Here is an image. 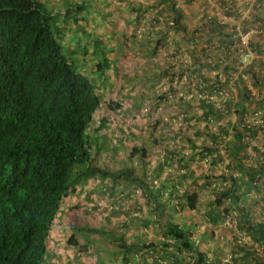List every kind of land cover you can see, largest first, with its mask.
Here are the masks:
<instances>
[{
	"label": "trees",
	"instance_id": "obj_1",
	"mask_svg": "<svg viewBox=\"0 0 264 264\" xmlns=\"http://www.w3.org/2000/svg\"><path fill=\"white\" fill-rule=\"evenodd\" d=\"M238 1L0 0V264H64L50 248L49 233L66 210L65 200L89 184L84 199H76L85 206L96 196L92 217L75 220L65 247L95 257L96 264H264V218L255 220L264 212L255 214L247 205L256 204L252 196L264 182V151L249 145L257 132L264 133V59L240 70L242 59L235 53L237 27L243 32L255 27L249 49L264 55V0H252L247 11ZM124 13L128 19H118ZM118 25L123 31L114 30ZM140 28L143 35L137 36ZM168 45L176 60L168 57L160 70L139 67L130 74L115 64L143 59L140 63L150 65ZM108 69L112 76L122 69L113 86ZM164 79L169 87L153 95V107L173 92L183 122H195V135L207 142L190 145L186 156L184 145L162 146L163 163L147 167L160 140L147 132L152 146L144 145L136 120L150 114V105L129 94L135 83L153 89ZM175 81L178 90L171 87ZM114 88L118 97L110 92ZM192 92L199 93L198 114H190ZM257 111L263 118L259 126L246 121ZM229 115L235 121L222 124ZM202 122L205 127L196 125ZM216 124L227 139L206 131ZM113 132L119 134L115 145L108 137ZM176 138L191 143L188 136ZM131 141L136 144L129 146ZM221 145L229 161L213 175L222 164ZM249 148L259 160L254 167L244 163ZM102 154L113 164H99ZM192 155L210 164L207 174L191 168ZM215 181L203 222L215 226L232 217L249 242L235 239L228 259L192 231L193 214L201 208L197 189ZM101 199L110 210L98 219L94 211ZM120 215L127 220L118 223ZM111 216L116 217L108 227ZM132 222L153 228V236L149 229L136 234L129 229ZM206 236V229L199 234Z\"/></svg>",
	"mask_w": 264,
	"mask_h": 264
},
{
	"label": "rangeland",
	"instance_id": "obj_2",
	"mask_svg": "<svg viewBox=\"0 0 264 264\" xmlns=\"http://www.w3.org/2000/svg\"><path fill=\"white\" fill-rule=\"evenodd\" d=\"M246 1H247V3H246ZM246 1L245 0H239L237 2V6L238 7L241 6L242 9L247 11L250 8L252 0L251 1L246 0ZM243 5H247V6H243ZM192 9H194V8H192ZM241 17H244V14H242ZM118 19L127 20L128 17L124 13L123 15L118 16ZM134 28H135V26L131 25L127 29V31H128L127 33L129 35H131ZM123 29L124 28L122 25H118V26H116V28L114 30L123 31ZM136 31H137V36L143 35L144 30L142 28H140V30H136ZM173 53H174V50L172 49V46L168 45L166 48H164L163 52H161V54H160V56H158V58H154L152 60V64H150V65L145 64V63H140L141 60H143V59H137V60L132 59L130 61L124 60L123 62H121V64H125L123 66L121 64L119 65L118 61L115 64L118 65L117 67L121 66L125 71H127L129 69L130 74H132L131 69H134V73H135V70L139 67H141L143 69V71L147 70V73H148L149 71H156L160 67L166 66L165 64H167V63H165V59H167L168 57H170L169 60L174 62V60H176V58L173 56ZM171 57H174V58H171ZM129 63H132V64H129ZM176 63H179V61L177 60ZM160 69H162V68H160ZM121 70L122 69L117 70L115 72V74H113V76H112V74H110V70L108 71L109 82L112 86H113V83L116 84V81H117L116 77H118V75L122 74ZM184 81H185V79H182V82H184ZM168 83H169L168 80H165V79L160 80V81H158V83L156 85L154 83L153 89H151V88L141 89L140 87H138L137 83H135L136 87L129 94L130 96H133L136 100L140 96L145 97V99H146L145 103L150 105V109H151L149 111L150 114H148L147 116H143V118H141V119L136 120V127H141V128H136V129L139 131L141 130V132H143V134L146 135V138H145L146 142L144 145L145 146L148 145L149 147L152 146L151 142H150V136H149L150 133L147 135V132H153V135L155 134L157 139L160 140V144L156 143V145H154V147L152 146L151 152L148 155L149 162H147V165H148L147 167L153 166V165L158 164L160 162L163 163V159L165 156L164 157L162 156V154H163V152L161 151L162 146L168 145L167 147H171V145H175L176 143L184 145L186 147V149L184 150V155L186 156V155L192 154V152H191L192 149L190 148V145H192L193 147H195V145H197V147H198V145L202 141L205 143L207 142V138H204V139L197 138V136L194 133V130L191 128V124L193 121L187 120V121L183 122V116H182L183 113L181 112V109L177 107L176 98L171 96V94L173 92H171L167 96V101L164 102V104H160L159 107H156V106L153 107V104L151 101V99L153 98V95L159 93L160 92L159 90L161 87H169ZM122 86H120V87H122ZM128 86L130 87L131 84L128 83ZM171 87L173 89H176V90H178L180 88L178 85V82L174 83ZM125 89L127 91H129L127 86L125 87ZM110 92H111L113 97H118L117 88L110 89ZM180 93H182V92L181 91L176 92V94H177L176 97H178L180 95ZM185 93H188V92H185ZM192 93H195V94L193 96V100H192V103L190 105L193 108L191 110L190 114H193V113L198 114V113H200L199 112L200 110L197 107L198 106V100H199V93L198 92L197 93L192 92ZM188 99H190V98H188ZM190 114H189V116H190ZM259 114L261 115V113H259ZM225 120H227L228 122H225ZM233 121H235L234 116L229 115V116H227L226 119H224L222 124L223 123H226V124L231 123L232 124ZM130 122H132V121H130ZM130 122H126L127 123V127H126L127 130H130V128L132 127V124ZM193 123H195V122H193ZM123 125H124V122L121 123L122 127H123ZM196 125L200 128L205 127V124L203 122L200 124H196ZM152 128H155V130H153ZM228 129H230V127ZM206 131H212V133H214V135H220V132L217 131V124L208 126V129H206ZM206 134H207V132H206ZM256 134L258 137H256V140L253 139L254 141L251 142V144L254 147H256V150L258 149V151L262 152V151H264V133L262 131V132H257ZM118 135L119 134H117V132H113V133H110V135H108L111 145L116 144L115 141H116V138ZM165 135L167 136V139L164 138ZM176 136H182V137L188 136L191 139V141H190L191 143H189L188 146H186L184 144V142H187V141H185L183 138H181L182 140L178 139V138H176V140H175ZM220 136L227 139V136H224V135H220ZM133 143L136 144V142L131 141V144L129 143L130 144L129 146H132ZM129 146H126L127 149L129 148ZM154 148H155V150H154ZM222 149H223V147L221 145V147L219 148V155H221V157H222V160H221L222 164L219 166L220 169L217 170V172L213 173V175H217L218 172L221 171V169L225 170L226 164L229 161V159L223 155ZM246 153H247V159L244 161V163L247 166H253L254 167L256 165V163L259 162V160H257V158H258L257 154L253 150H251L250 148L246 149ZM100 159L98 160L99 164H101L102 162L103 163L107 162L109 165L113 164L111 162V160L107 159L103 154L101 155ZM192 159H193V162H192L191 166H192L193 170H196V174H198L200 172H204L206 174L208 173V168L210 167V164L208 166V162H206L204 160H198L193 155H192ZM127 165H128L127 168L131 167L130 164H127ZM113 167L116 169V166H113ZM139 170L140 169L137 167L136 171H139ZM196 174H195V176H196ZM211 174L212 173H210V175ZM217 184H218V181H217ZM215 185H216V181L211 186L200 187L197 189L199 197H200L199 204H200L201 208H199L193 214L194 215L193 222L195 223L196 226L192 231H193L197 241L206 242L208 247H211V248H214L217 246L220 250H222V252H223L222 256L225 257L228 255V252H230V248L234 244L235 239H237L238 243H241V245L248 244L249 242H248V239L246 236H243V234L239 233V231L237 230L236 224H234L235 222L233 223V221H232V219H233L232 217L230 219L231 222H229V220L226 219L224 222H222V223L220 222L218 225H215V226H212V225H209L208 223L206 224L203 222V215H204V211H205L203 207L213 197L212 189L214 188ZM92 186L93 185H91V184L86 185L84 189L78 190V195L69 196V198H67L65 200L66 210L64 212H62V214H60L58 217H56V220L52 226V230L49 233L50 248L54 249L56 257H58L59 259H61V258L64 259L63 260L64 264L87 263V261H89V260L90 261L88 264H96V258L95 257H90V256H86L83 254L78 255L75 250H71L70 248L65 247L66 238H67L68 234L71 233L70 229H73L75 227V223H76L75 220H82L84 222H88L89 219L92 217V214L90 213V211L94 207L93 201L96 200V198H95L96 196H93L91 201H86L85 206H82V205L77 206V199H76V197H80V199L83 200L85 197V192L87 190H89ZM192 187H195V186L192 185ZM164 189H167V188H165V186H164L163 190ZM114 193L118 194V192H114ZM252 197H255L256 204L253 205V202H248L247 205H250L249 209L251 207L252 208L251 210H253V213H255V214H256V212H258L259 209H261L264 212V198L262 201L258 200V199H262V197H264V182H263V184L261 182V189H260L259 194L254 195ZM123 203H125V202H123ZM96 208H97V210L94 211V214L96 217H98V219L100 217H106L107 211L110 210V208L108 209V207H107V203L103 199L97 201ZM105 209H106V211H105ZM132 216L139 217L136 214V212H135V214H132ZM179 216H180V213H179ZM115 217L116 216L110 217V220H109L110 224L108 225V227L111 225L112 219H114ZM263 217H264V215L259 216L257 214L255 220L259 221ZM177 218H178V215L175 216V220ZM126 220H127L126 216L120 215V218H118V223L126 221ZM115 221H116V219H115ZM128 226H129V229H131V228H132V230L134 229L135 233L138 235L147 234V231L149 229L148 235L153 236L152 235V232H154L153 228L146 229V228L142 227L141 225H138L136 227L133 222L130 225L128 224ZM205 229L207 231V236L205 238H199V234ZM134 237L135 236H133V238ZM92 243H93V241H91V245H92ZM214 245H216V246H214ZM228 258H229V255L226 257V259H228Z\"/></svg>",
	"mask_w": 264,
	"mask_h": 264
},
{
	"label": "built area",
	"instance_id": "obj_3",
	"mask_svg": "<svg viewBox=\"0 0 264 264\" xmlns=\"http://www.w3.org/2000/svg\"><path fill=\"white\" fill-rule=\"evenodd\" d=\"M235 31H237L236 37L238 38V43L235 45V53L238 54L239 57L242 59L241 65L239 66V69L241 70L243 67L251 63V61H253L255 58H260L258 55H254V53L249 49V45L252 41V38L254 35H257L258 31L255 27H250L244 32L239 31L237 27ZM246 121L255 126L259 125L261 123L260 114L257 111V113H255L252 117L247 118Z\"/></svg>",
	"mask_w": 264,
	"mask_h": 264
},
{
	"label": "crops",
	"instance_id": "obj_4",
	"mask_svg": "<svg viewBox=\"0 0 264 264\" xmlns=\"http://www.w3.org/2000/svg\"><path fill=\"white\" fill-rule=\"evenodd\" d=\"M242 18H243V17H241L240 20H242ZM236 24L238 25V22H236L235 25H236ZM258 56L261 58L260 60H263L262 58H264V55H258ZM260 60H259V61H260ZM254 70L257 71V70H258L257 67H255ZM227 132H229V131H227ZM254 137H255V140H256V137H258L257 134H255ZM253 141H254V140H252L251 142H253ZM247 145H248V143H247ZM249 145H251V144H249ZM191 168H192V166H191ZM192 169H193V168H192ZM196 181H197V180H194L193 183H192L191 185H193V186L198 185V183L196 184ZM166 186H168V185H166ZM193 188H194V187H193ZM241 197H244V196H241ZM258 200H259V201H260V200L262 201V199H258ZM263 218H264V217H263ZM263 218H262V220H263Z\"/></svg>",
	"mask_w": 264,
	"mask_h": 264
},
{
	"label": "clouds",
	"instance_id": "obj_5",
	"mask_svg": "<svg viewBox=\"0 0 264 264\" xmlns=\"http://www.w3.org/2000/svg\"><path fill=\"white\" fill-rule=\"evenodd\" d=\"M258 113H261L260 111H258ZM260 120H261V123L259 124V125H261L262 124V121H263V118H262V113H261V115H260ZM259 125H256V126H259ZM249 144H251V143H249ZM252 145V144H251ZM253 146V145H252ZM254 147V146H253ZM256 148V147H255ZM258 150V149H257ZM261 152V151H260ZM69 198V197H68Z\"/></svg>",
	"mask_w": 264,
	"mask_h": 264
}]
</instances>
